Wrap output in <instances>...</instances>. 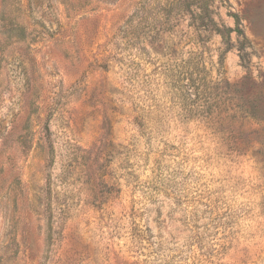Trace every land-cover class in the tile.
Masks as SVG:
<instances>
[{
  "label": "rangeland",
  "instance_id": "rangeland-1",
  "mask_svg": "<svg viewBox=\"0 0 264 264\" xmlns=\"http://www.w3.org/2000/svg\"><path fill=\"white\" fill-rule=\"evenodd\" d=\"M0 264H264V0H0Z\"/></svg>",
  "mask_w": 264,
  "mask_h": 264
},
{
  "label": "trees",
  "instance_id": "trees-1",
  "mask_svg": "<svg viewBox=\"0 0 264 264\" xmlns=\"http://www.w3.org/2000/svg\"><path fill=\"white\" fill-rule=\"evenodd\" d=\"M104 1H106V2H110L111 0H104ZM218 32H220L219 33V35L221 36V37H223L224 36V32H230V29H225L224 31H220L219 29H218ZM237 32L238 33H240V31L237 29ZM189 87L191 86V85H188Z\"/></svg>",
  "mask_w": 264,
  "mask_h": 264
}]
</instances>
